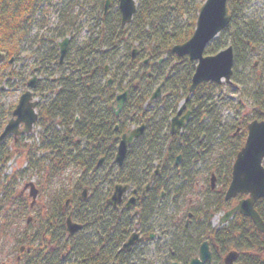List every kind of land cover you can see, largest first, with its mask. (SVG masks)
Wrapping results in <instances>:
<instances>
[{"label":"trees","instance_id":"trees-1","mask_svg":"<svg viewBox=\"0 0 264 264\" xmlns=\"http://www.w3.org/2000/svg\"><path fill=\"white\" fill-rule=\"evenodd\" d=\"M45 1L0 0V55L6 58L0 63V94L1 88L10 86L12 80L21 82L24 93L29 76H34L38 69L42 79L34 94L40 99L36 125L41 140L37 148L42 157L36 161V167L41 173L49 168L50 179L72 168L78 170L79 176L70 189L54 194L44 220L37 219L40 227L36 235L44 236L46 243L42 248L39 245L41 250L32 255L34 259L27 258L26 264H134L137 260L145 264L144 244L129 253L121 251L132 234L135 214L123 206L112 208L108 199L117 185H129L141 197L157 166L160 174L139 207L143 210L144 226L157 215L159 224L154 230H160L159 250L164 264H186L196 246L208 239L215 244L213 264H223L220 256L234 249L244 253L239 264H264V236L250 219L237 215L225 227L214 230L211 225L212 213L232 208L224 193L231 181L233 162L246 140L248 124L264 116V56L262 63H256L262 72L260 68L254 69L250 60L251 51L264 47V25L248 14L254 0H230L231 22L205 53L215 55L233 48V77L228 88L250 87L252 116L245 122L225 125L218 110L224 85L203 83L188 103L192 112L190 121L175 135L171 134V119L190 94L196 63L171 51L192 37L199 10L206 0H138L137 13L127 27L121 26L118 0H109L111 9L106 15L108 0H66L68 9L63 7V11L69 29H56L54 38L46 37L47 43L31 35ZM74 3L82 10L92 9V13L80 14L93 21L88 28L90 35L81 44L74 33L77 22L71 21ZM67 37L71 43L61 64L57 43ZM26 42L30 43L29 51L34 47L37 50L29 56L32 63L18 68L27 49L23 48ZM134 45L139 52L136 58L132 55ZM12 58L14 66L9 63ZM162 83V97L148 106ZM125 91L128 100L116 117L113 110L116 96ZM14 108L0 103V134ZM140 125L146 127L143 137L130 146L124 165L118 167L114 161L120 136ZM5 143L0 145V169L14 156L13 152L3 151ZM179 156L181 161L177 165ZM34 159L32 156L31 160ZM204 161H213L219 188L212 191L207 186L206 193L188 207L181 221L167 218L168 202L175 203L176 198L180 201L188 189L193 194L190 170ZM0 185L4 190L8 188L5 182ZM86 188L89 193L85 200L82 193ZM162 192L165 199H161ZM257 211L264 218V200L257 204ZM69 213L82 226L72 237L65 230ZM190 213L193 216L187 227Z\"/></svg>","mask_w":264,"mask_h":264},{"label":"rangeland","instance_id":"rangeland-1","mask_svg":"<svg viewBox=\"0 0 264 264\" xmlns=\"http://www.w3.org/2000/svg\"><path fill=\"white\" fill-rule=\"evenodd\" d=\"M66 3V0L45 1L42 5L44 8L31 30V35H37L39 38L43 39V42H46V37L54 38L53 35L56 29L63 27L69 29V27L66 26L68 20L64 19L66 12L63 11V7H67L68 9ZM75 5L76 3H74L73 8H69L72 9L71 21H74L75 24L77 22L74 29V33L77 36V43L81 44L84 39L90 35L88 28H91L93 21L89 22L85 15L81 16L80 14H83L82 11H90V13H92V9L82 10L83 8L81 6ZM91 6L94 8L92 4ZM94 10L99 14L101 13L98 8ZM248 14L254 16L255 19L261 20L262 25H264V0H254L248 7ZM76 17H78V20H76ZM59 41L60 40H58V42ZM41 46L42 45H40V47ZM135 46L137 47V45H134V47ZM25 47H27V49H24L25 53L23 54L24 56H22V61L18 68L32 63L29 56L32 52L37 50L36 47H34L32 51H29L31 46L30 43L27 42L23 45V48ZM263 56L264 47H262L261 50L251 51L250 54V60L254 65V69L260 68L261 72L262 67L256 63H262ZM249 71L251 70L248 69L247 74H249ZM38 76L42 79V76L39 74ZM32 77L33 75H30L28 81ZM221 85H224V88L222 93L223 99L220 101L218 109L221 113L220 118L225 125L229 123L245 122L244 119H248L252 116L253 111L249 92L250 87L243 85L240 88L236 87L235 90L232 88V91L228 88L229 84L223 83ZM252 87L253 85H251V88ZM22 90L23 87L21 86V82L12 80L10 86H4L2 94H0V103H2L4 107H16L19 97L23 93ZM37 100L39 101L40 99ZM234 131L235 129L233 132ZM13 139L11 135L6 140L3 151L13 152L14 156L4 168L0 169V182H5V185L7 184L8 186V188H6L8 195H5L6 190L0 188V264H26L27 258L28 260L35 258L32 255H35L37 251L41 250H39V245L42 248V244L46 243L44 236L39 237L36 235V233L39 232L40 226L38 221L40 217L44 218L50 210L49 204L51 199L54 198V194L57 192L60 194L59 191L70 189L79 176L78 170L73 168L62 172L59 176L54 177L55 179L49 178V168L45 169L42 173L38 172L36 161L42 157V154L38 152L37 148V146L39 147L41 144L39 127L37 125L28 136L19 137L15 143ZM32 156L35 158L34 161L31 160ZM212 164L213 161H204L191 168L190 177L192 179L191 183L194 192L190 194V190L188 189V193H185L180 201L176 198L175 203L168 202L165 209L167 218H174L177 221H181L188 207L193 202L201 199L206 193L207 186H210L211 174L215 171L212 170V168H214ZM31 182H33L39 190L38 197L33 206L31 204L32 199L29 197V191L23 193L24 186ZM217 187L219 188V183ZM129 197L130 194L126 195V198ZM2 198L4 200L3 203H1ZM20 198H22V200H19ZM169 199H171V197ZM222 214L223 213H212V215H216L211 221L212 228H220V218ZM30 218L32 220L28 221ZM158 224L159 222L156 223V225ZM156 225L155 227H157ZM154 233L156 238L153 241L149 242V244L143 243L146 246L143 247L146 249L143 262L145 264H164L163 253L159 250L160 242H157L160 237L156 234L160 233V230L157 229ZM143 244L139 247L140 249ZM212 247L214 248V246ZM234 250L241 253L238 249ZM226 254L221 255L220 258L223 260ZM62 255L63 259L66 260L67 258L65 255ZM131 264H133V262H131ZM134 264H140V261L137 260Z\"/></svg>","mask_w":264,"mask_h":264},{"label":"water","instance_id":"water-1","mask_svg":"<svg viewBox=\"0 0 264 264\" xmlns=\"http://www.w3.org/2000/svg\"><path fill=\"white\" fill-rule=\"evenodd\" d=\"M230 0H206L201 7L196 23L195 31L192 37L182 45L175 46L172 52L180 58L189 57L192 62H196V70L192 78L190 87V94L194 93L196 89L203 83H231L234 67V53L233 48L228 47L217 55L206 56L207 47L213 42L221 32L231 22V12L229 8ZM119 7L122 16V25L126 26L132 23L134 15L137 12L136 0H119ZM108 8V4H107ZM106 8V10H107ZM70 39L66 38L63 42L58 44L60 51V62L62 63L68 52ZM137 52L133 53L135 58ZM5 56L0 55V63L5 61ZM10 64L14 63L11 59ZM39 79L37 76L33 77L28 83V90L21 96L18 106L13 112V118L9 121L3 134L0 137V143L4 142L6 138L11 135L15 136L17 140L21 135H28L32 132L35 123L39 116L36 113L38 103L33 101V90L36 88ZM161 85L153 94L149 103L159 99L162 93ZM128 93L125 92L117 97V110L115 114L118 115L124 107L127 100ZM189 97L181 106L176 117L172 119L171 128L172 134H175L179 129H183L186 122L189 121L191 112L188 111L182 117L184 111L187 109ZM23 125V128L21 126ZM144 126L130 131L125 134L118 146L115 164L122 167L125 163L128 148L132 145L134 140L140 138L144 134ZM180 158L177 159V163ZM103 160L99 162L101 166ZM264 120L254 121L248 127V137L245 146L240 150L232 168V180L226 193V200L236 198L238 195H247L249 198L243 199L239 204L227 212L221 219V224L230 221L236 214L243 215L252 220L259 232L264 235V221L255 209L256 203L264 199ZM155 173L150 183L146 186V190L150 189ZM215 185V178L212 177V188ZM30 188V196L36 200L38 190L33 184L25 186V190ZM129 185H117L114 188L113 195L108 200V204L117 207L123 200L124 194L129 192ZM87 194V189L84 191V198ZM134 203L131 199L127 203V207ZM82 229L81 225L75 224L72 217L69 216L66 221V231L69 236L74 235ZM140 240L138 233H134L127 243L124 244L123 250L130 251L131 248ZM239 255L236 252H230L224 259V264H234ZM212 259L208 243H204L200 249V256L191 261L190 264H206ZM176 264V263H174Z\"/></svg>","mask_w":264,"mask_h":264},{"label":"flooded vegetation","instance_id":"flooded-vegetation-1","mask_svg":"<svg viewBox=\"0 0 264 264\" xmlns=\"http://www.w3.org/2000/svg\"><path fill=\"white\" fill-rule=\"evenodd\" d=\"M238 133H240V131H238ZM246 141V140H245ZM245 144V143H244ZM244 146V145H243ZM159 174H160V172H159ZM214 175H216L214 172L211 174V177L212 176H214ZM217 177V176H216ZM231 178H232V172H231ZM216 183L218 184V178H217V180H216ZM217 184H216V187L215 188H212L211 187V190L212 191H214V190H216V188H218L217 187ZM229 185H230V183H229ZM151 189V188H150ZM150 189H148V190H146V188H144V190L142 191V194H141V197H139L138 196V194H137V191L136 190H133L132 188H131V192L129 193L130 194V197L129 198H126V196L124 197L123 196V200H122V202L118 205V207L119 206H123L124 207V209L125 210H127V211H132L134 214H135V222H134V227H133V231H132V233H134L135 231L138 233V235H139V237H140V240L138 241V243L134 246V247H136V246H138V244L140 243V244H143L146 240H148L149 242H151V241H153L156 237H155V230H154V228H155V225H156V223H158L159 221H158V218H157V215L153 218V221H151V223L149 222V224L147 225V226H144V223H143V218H142V216H143V213H142V209L139 207V202H142V201H144L145 199H146V194H147V192L150 190ZM225 193H226V191H225ZM225 193H224V196H225ZM129 194H127V195H129ZM166 198V194L164 193V192H162V194H161V199H165ZM243 198L244 199H247L248 198V196H242V197H237V198H234V199H231V200H229V201H227V202H229V203H232L231 205H232V208H234V207H236L238 204H239V202L240 201H242L243 200ZM131 199H134V203L132 204V205H130L129 207H127V203L131 200ZM260 201H262V199L261 200H259L257 203H256V205H255V207H256V210H257V204L260 202ZM234 206V207H233ZM259 212V211H258ZM237 215H239V214H237ZM192 216H193V214H189V218H188V220H187V224H186V226L188 227L189 225H190V219L192 218ZM213 216L214 215H212V218H213ZM241 216V215H240ZM243 217H245V216H243ZM262 217V216H261ZM245 218H248V217H245ZM248 219H250V218H248ZM262 219H263V221H264V218L262 217ZM225 227V226H224ZM221 228V227H220ZM212 229H214V230H217L216 228H212ZM219 229V228H218ZM257 229V228H256ZM259 232V231H258ZM154 233V234H153ZM261 233V232H260ZM156 234H158V236L160 237V239L159 240H157V242H160L161 240H162V237L159 235V233H156ZM262 234V233H261ZM263 235V234H262ZM264 236V235H263ZM158 238V237H157ZM149 242H148V244H149ZM204 242H206V243H208V245H209V250H210V252H211V255H212V259H211V261L210 262H207L206 264H213V260H214V252H213V250H214V248L212 247V245H213V241H210L209 239L208 240H206V241H203V242H200V244H198V246H196V248H195V253H194V255L191 257V259L186 263V264H190L191 263V261L192 260H194V259H197V258H199V256H200V249H201V247H202V244L204 243ZM146 244H147V242H146ZM215 245V244H214ZM213 245V246H214ZM141 246V245H140ZM143 247H144V245H143ZM263 251H264V245H263ZM228 254V253H227ZM226 254V255H227ZM244 254V253H239L238 252V255H240V256H242V255ZM248 254H253L252 252H250V253H248ZM253 256H257V255H253ZM262 257H264V255H262ZM226 258V256L224 257V259ZM224 259L222 260L223 261V263H224ZM239 261H240V257L235 261V263L236 264H239ZM174 262H172L171 264H173ZM178 264H182V263H178Z\"/></svg>","mask_w":264,"mask_h":264}]
</instances>
